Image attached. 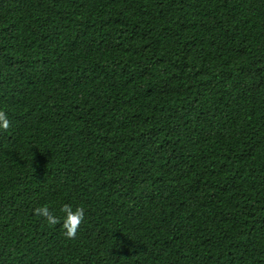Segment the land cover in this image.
Instances as JSON below:
<instances>
[{
  "label": "trees",
  "instance_id": "1",
  "mask_svg": "<svg viewBox=\"0 0 264 264\" xmlns=\"http://www.w3.org/2000/svg\"><path fill=\"white\" fill-rule=\"evenodd\" d=\"M0 110V264H264V0H0Z\"/></svg>",
  "mask_w": 264,
  "mask_h": 264
},
{
  "label": "clouds",
  "instance_id": "2",
  "mask_svg": "<svg viewBox=\"0 0 264 264\" xmlns=\"http://www.w3.org/2000/svg\"><path fill=\"white\" fill-rule=\"evenodd\" d=\"M11 121L6 112L0 110V130L7 131ZM34 214L42 217L49 226L61 225L63 235L67 239H74L84 219V209L73 208L70 204H64L60 208L61 216H57L47 205L38 206L33 210Z\"/></svg>",
  "mask_w": 264,
  "mask_h": 264
}]
</instances>
